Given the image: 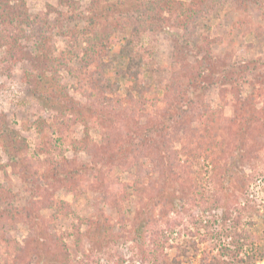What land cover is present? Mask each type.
<instances>
[{"label": "rangeland", "instance_id": "obj_1", "mask_svg": "<svg viewBox=\"0 0 264 264\" xmlns=\"http://www.w3.org/2000/svg\"><path fill=\"white\" fill-rule=\"evenodd\" d=\"M0 4V264H174L191 244L201 259L246 203L264 246V0H217L194 33L155 0ZM91 36L139 42L147 84L122 74L141 59L120 43L86 67Z\"/></svg>", "mask_w": 264, "mask_h": 264}, {"label": "trees", "instance_id": "obj_2", "mask_svg": "<svg viewBox=\"0 0 264 264\" xmlns=\"http://www.w3.org/2000/svg\"><path fill=\"white\" fill-rule=\"evenodd\" d=\"M61 3L66 4L70 0H60ZM7 4V3H6ZM155 4L161 8L163 14H168L170 16V20L173 21L178 27L183 28L185 32L191 33L195 32L198 27L205 26V13L210 11L208 6L209 5H217V0H199V2L195 5H192L190 7H186V3L180 0H155ZM1 5V4H0ZM154 7L150 6L146 10L147 12H151ZM5 10V8H4ZM20 17L28 18L30 22H33V18L31 15L23 12H19ZM17 14V15H18ZM38 18V17H37ZM40 20L46 21L48 23L47 30H50V34L52 33L53 27L51 24V20L47 18L41 17ZM58 28V27H56ZM135 32V31H134ZM43 34V33H42ZM136 36V35H133ZM92 38L86 40L87 46L85 47L84 54L81 58L83 60V64L88 67L89 65L94 64L96 61L98 62L99 59L97 58H104L108 53V48L113 43H120L121 50L124 55L126 56H134L138 55L141 60L136 61V59H131L129 62V65L127 69H124V72L122 69V74L124 76H127L129 80L133 82L136 86L146 85V80L143 79V73H140L139 75H134L132 73L143 71L142 68L145 65L150 64L151 62V55L148 52H145V55H143V49L140 46L139 42H133L129 37H125V43L118 40H111L110 37H100V36H91ZM3 39V36L0 33V40ZM136 37H134L133 41ZM41 39V36L39 37ZM41 41V40H40ZM133 45V49H132ZM144 56L141 55V54ZM149 55V57H148ZM77 56V55H76ZM62 62L64 63V60L62 59ZM61 63V62H60ZM66 63V61H65ZM51 68L54 66L52 62L49 63ZM152 64V62H151ZM66 69H71L70 66L65 65ZM57 68L59 69L57 64ZM137 79L139 81H137ZM58 84V83H57ZM45 89V87L43 88ZM49 96V99L53 98V100L62 101V95L60 93V89L55 87L52 84H48L46 88ZM58 92V93H57ZM62 92V91H61ZM142 92V91H141ZM60 93V94H59ZM57 94V95H55ZM56 97H55V96ZM45 96V95H41ZM47 98V97H46ZM47 98V104H50V101ZM180 114V113H179ZM178 121H181L182 118L180 115H177ZM36 127L38 128L39 134L43 132V129L46 130L47 127L44 125H41L39 122L36 123ZM187 128H184V132ZM186 133V132H185ZM17 136V135H16ZM11 144H15L17 142L16 138H12L9 140ZM83 148L87 151H91L93 147L91 145H84ZM5 152L9 154L10 157V149L8 147L5 148ZM141 171V178H143V173L145 174L146 171ZM6 199V198H5ZM9 200V199H7ZM0 204H2V200H0ZM252 210L254 213H257L258 210L251 206L250 203H246L245 206L241 208H236L238 217H235V220L231 219L232 215L227 211L225 215L223 216L222 222L219 225L218 231H216V236L218 239V245L216 246L217 252H211V251H202V258L199 259L197 254L201 252V249L199 247H196L195 244L192 246L189 245L188 249L182 250V253L177 256V260H174V264H184V261L180 258L182 257H189L190 253L193 255L192 257L194 259L198 258V264H259V262H264V246H259L254 243H250L251 240L258 239L260 235H257V237L251 235L250 233L246 232L245 229L240 228L241 226V216L242 214ZM231 217V218H230ZM229 220V221H228ZM231 220L234 221L233 226L230 225L229 222ZM227 241V243H225ZM197 245V244H196ZM192 246V249H191ZM198 246V245H197ZM230 260V261H227Z\"/></svg>", "mask_w": 264, "mask_h": 264}]
</instances>
